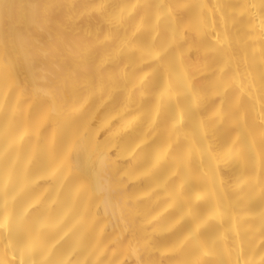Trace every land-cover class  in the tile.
<instances>
[{"label":"bare ground","instance_id":"6f19581e","mask_svg":"<svg viewBox=\"0 0 264 264\" xmlns=\"http://www.w3.org/2000/svg\"><path fill=\"white\" fill-rule=\"evenodd\" d=\"M0 264H264V0H0Z\"/></svg>","mask_w":264,"mask_h":264}]
</instances>
